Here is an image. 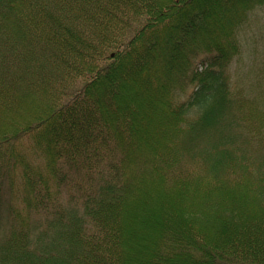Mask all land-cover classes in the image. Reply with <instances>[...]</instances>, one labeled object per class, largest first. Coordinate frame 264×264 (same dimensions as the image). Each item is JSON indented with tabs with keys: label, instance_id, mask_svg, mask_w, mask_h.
<instances>
[{
	"label": "trees",
	"instance_id": "16d2710c",
	"mask_svg": "<svg viewBox=\"0 0 264 264\" xmlns=\"http://www.w3.org/2000/svg\"><path fill=\"white\" fill-rule=\"evenodd\" d=\"M263 4L0 0V264H264V76L230 75Z\"/></svg>",
	"mask_w": 264,
	"mask_h": 264
},
{
	"label": "rangeland",
	"instance_id": "374dc122",
	"mask_svg": "<svg viewBox=\"0 0 264 264\" xmlns=\"http://www.w3.org/2000/svg\"><path fill=\"white\" fill-rule=\"evenodd\" d=\"M247 18H248L247 25L240 32L241 35L237 36L236 38V40H238L240 43L241 49L239 51L240 53L236 56V59L233 60L231 64V70H230L231 77L240 82L245 81L247 79L254 78L255 74L254 73L250 74L248 72L249 69H252L253 71H255L256 74L259 71L264 76V4L250 11ZM247 73L249 75H247ZM32 96H28L30 99H26L23 104L26 103L27 106H30L35 103V101H32V100H35V98L38 100H41L39 97L40 95L35 96V98ZM149 106L152 107L151 105ZM156 107H160V106L156 103L154 105L155 110L157 109ZM130 112L133 115L135 114L132 108L130 109ZM171 121L172 120H169L167 118L164 119L162 115L161 116L158 115L154 118L149 119V123L153 125L158 122L166 124V123H170ZM156 130L157 128L152 129V131H156ZM156 135L159 136L158 133H156ZM157 136H154V138ZM170 137L171 136H169L168 139ZM25 145H28V143H25ZM140 185L144 188L143 190L144 196L141 197V201L138 203V208H137L138 210H136L135 207L130 208V213H133L136 215L137 213H139L141 215V217L139 218H142V217L149 218L152 216L155 217L156 215L155 207L153 208L152 202L153 200H155L154 199L155 197L160 196V195L166 196L164 199V203L166 201L165 204L163 203V201L160 200V203H162L161 210L165 211V213H169L170 220L171 218H174L175 220L173 223L172 222L169 223L166 221V223L164 224H168V225L171 224V226L175 225L177 227V214L175 215L176 217L173 216V213L170 214L171 212H169V207L173 206L174 210L178 207H183L177 210V212L180 214L181 217L184 216V212L186 211V208L190 209V207H193V202L191 203L192 201L191 196H189L185 192H182L180 194L179 192H177V190L174 192L173 190L167 189V185L161 183L159 179L156 181H149L146 178L141 181ZM16 186L17 185L15 184V193H16ZM184 193L185 195H183ZM221 193H223L224 195L227 194V192H223V191ZM159 199L161 198L159 197ZM159 199L156 200V202H158ZM142 206H145L149 212L147 211V212L141 213L139 208ZM164 220L165 218L162 216L161 221H164ZM182 220L185 222L186 224L185 226L187 227L186 219H182ZM179 222L183 224L181 219L179 220ZM213 235L214 233L212 234L209 233L207 236L210 238V240H213L211 239L213 238ZM131 254L135 258V253H131ZM138 258H141V261L144 260L142 257H137V259Z\"/></svg>",
	"mask_w": 264,
	"mask_h": 264
}]
</instances>
